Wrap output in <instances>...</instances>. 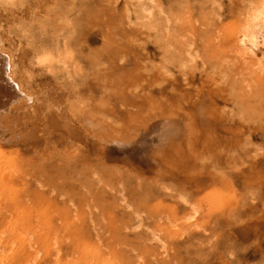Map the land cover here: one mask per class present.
<instances>
[{
    "label": "rangeland",
    "instance_id": "374dc122",
    "mask_svg": "<svg viewBox=\"0 0 264 264\" xmlns=\"http://www.w3.org/2000/svg\"><path fill=\"white\" fill-rule=\"evenodd\" d=\"M260 1L0 13L32 96L0 121V264H264V43L244 51L239 31ZM36 4L42 18L66 5L79 85L38 71L9 32Z\"/></svg>",
    "mask_w": 264,
    "mask_h": 264
},
{
    "label": "bare ground",
    "instance_id": "6f19581e",
    "mask_svg": "<svg viewBox=\"0 0 264 264\" xmlns=\"http://www.w3.org/2000/svg\"><path fill=\"white\" fill-rule=\"evenodd\" d=\"M27 2H28V0H0V13L3 10L14 11V12H16V14H17V12H22L24 9V4H26ZM58 7H60L63 10L59 11V12L56 11L53 14L50 13L45 18H42L43 11H42V13L37 11L38 9H40V8H38V4L33 6L32 13L29 16L28 15H26V16L20 15V17L17 18V16L14 14L16 16L15 18H17V19L14 20V23L12 24V26L9 25L10 26L9 32L11 34H13L15 37H17L19 42H21L25 47H27L30 64L32 66H34L38 71H42V73H44L46 76H49V77L52 76V77H55L58 79H60V78L66 79L68 81V83H70L72 85H74V84L79 85L80 82H82L83 78L86 75L84 60H83V57H81L79 55L75 46L73 45V42H72L71 37H70V33L64 29V26L69 25L70 20H71L70 15L68 13H66L68 11L65 9L66 5L58 4ZM7 11H5V12H7ZM12 17L13 16H11V18ZM0 18H1V16H0ZM57 21H58V23H57ZM61 22H64V24L60 25ZM2 30H4V29L0 28V121L1 120L3 121V119L5 120L6 118L9 117V115H11V116L14 115L13 112H15L16 106L18 105L17 103L21 99H23L24 97H29V96L32 97L31 94L27 93L25 90H24L25 92L23 91L24 81L22 80V78L16 77V70H15L16 69V65H15L16 61L14 58L15 56L13 55L12 51H8L4 45L5 43H4V37L3 36L4 35L6 36V33L3 35ZM239 31H240V40L242 43V47H243V49H245L244 51L248 50L249 53L250 52L254 53L256 50V47H258L261 43H264V0H261L260 2H258L256 4H252L249 7V9L245 15V19H244L243 23L240 25ZM6 38H8V37L6 36ZM13 39H15V38H13ZM25 88H26V86H25ZM27 99H29V98H27ZM17 109H19V108H17ZM25 114H26V112H25ZM15 115L13 117H15ZM13 117L11 119H13ZM15 118H17V117H15ZM6 121H7V119H6ZM23 121H26V120H23ZM8 122L9 121L5 122L4 125ZM28 122H25V124ZM72 122H73V120H72ZM12 123H13V121H12ZM22 123H20V124H22ZM18 125L19 124L17 122V124L15 123V125L13 127L16 126L20 129V127ZM6 126H7V124H6ZM22 126L24 127L25 125L23 124ZM71 126L69 124V127H71ZM73 126H72V128H73ZM75 126L79 127L77 129V132H79V134H80L82 132V130L80 132V129H81L80 126L81 125L79 124V126L78 125H75ZM55 128H56V126H55ZM66 128H68V126ZM11 129H13V128H11ZM11 129H9V130H11ZM14 129L12 130V132L14 131ZM56 129H54V130H56ZM60 129L61 128H59L57 130H60ZM62 129H65V128H62ZM0 130H2V127H0ZM7 130H8V128H7ZM7 130H4V131L6 132ZM15 130H17V129H15ZM29 130H32V129L28 128V132H29ZM34 130H32V131H34ZM54 130L52 128V132ZM73 131H75V130L73 129ZM2 132H3V130H2ZM36 132H37V129H36ZM48 133H49V135L52 136V134H50V132H48ZM14 134L16 135V133H14ZM35 134H33V136H35ZM73 134H75V133L73 132ZM17 135H18V132H17ZM49 135L47 137H51ZM61 135L65 138V136L63 134H61ZM61 135H59V136H61ZM36 136H37V134H36ZM15 137H17V136H13V138H15ZM20 137H22V136L20 135ZM20 137H19V139L21 141L22 138H20ZM25 137H27V136L25 135ZM25 137H23V138H25ZM28 137H29V135H28ZM10 138L12 139L11 136H10ZM30 138H34V137L30 136ZM30 138H28V139H30ZM42 138L44 139V137H42ZM42 138L39 137V139H42ZM51 138H54V137H51ZM67 138L68 137H66V140H67ZM11 139H9V140L12 143L13 140H11ZM28 139H26V140L28 141ZM33 140H35V139H33ZM33 140L30 139L29 142H26V141L25 142L27 144L29 143L31 145V143H32L31 141H33ZM53 140H55V139H53ZM53 140H51V141H53ZM66 140L64 139V141H66ZM10 141H8V142H10ZM36 141H38V140H35V142ZM46 141H45V144H46ZM55 141H57V140H55ZM18 142H17V144H18ZM40 142H42V141L40 140ZM58 142L61 143V141H58ZM26 143H25V146H27ZM36 144L37 143H35L34 145H36ZM39 144H41V143H39ZM52 145H54V144H52ZM44 146L42 148H44ZM47 147H49V149L51 148L50 145ZM29 148L26 147L25 150H27ZM33 149H34V147H33ZM41 151L42 150H40L38 152H41ZM46 151H48V150H46ZM51 151H53V150H51ZM38 152H36V153H38ZM43 152H41V154ZM46 154H48V152ZM43 157H45V156H43ZM50 157H53V156H50ZM28 158H29V156H28ZM37 158H39V157H37ZM39 163L40 162H38V164ZM13 177H11V178L14 181ZM48 184H49V181H48ZM52 185L53 184L51 183V186ZM192 217H195V216H192Z\"/></svg>",
    "mask_w": 264,
    "mask_h": 264
}]
</instances>
